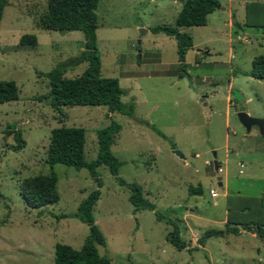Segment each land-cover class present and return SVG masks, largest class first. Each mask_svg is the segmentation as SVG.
Instances as JSON below:
<instances>
[{
    "label": "rangeland",
    "instance_id": "374dc122",
    "mask_svg": "<svg viewBox=\"0 0 264 264\" xmlns=\"http://www.w3.org/2000/svg\"><path fill=\"white\" fill-rule=\"evenodd\" d=\"M182 4L100 0L102 74L119 79L123 101L135 103L133 117L110 114L104 105L66 106V116L59 117L46 74L84 50V32L41 27L47 0H10L5 7L0 80L16 81L20 97L0 103V264H55L57 242L81 248L89 225L72 215L95 189L101 195L93 214L107 240L98 248L112 264H264V241L242 228L264 225V135L257 125L247 131L237 114L244 110L264 118V79L246 74L264 55V0H221L206 25L181 28L193 38L184 63L176 38L152 31L175 25ZM24 34L36 35L38 44L20 45ZM86 67V62L67 66L65 76H79ZM112 120L122 126L112 151L124 162L119 177L126 184L107 165L98 167L99 187L87 168L47 163L53 128L84 127L90 161L98 155L97 130ZM12 125L26 140L22 149L14 148ZM52 171L59 177L60 200L29 207L25 182ZM134 182L155 210H137L131 203ZM191 186H202L203 193L192 194ZM171 220H180L187 248L168 240ZM228 220L238 223L240 233L199 243L206 230L224 228Z\"/></svg>",
    "mask_w": 264,
    "mask_h": 264
},
{
    "label": "trees",
    "instance_id": "16d2710c",
    "mask_svg": "<svg viewBox=\"0 0 264 264\" xmlns=\"http://www.w3.org/2000/svg\"><path fill=\"white\" fill-rule=\"evenodd\" d=\"M10 0H0V22L3 18L5 7ZM100 0H47V11L39 19L41 27L61 32L81 30L85 35V48L78 55L71 57L62 64L48 72L46 76L50 85V104L59 117L66 116L64 107L77 105H104L110 114L121 113L128 116L135 115V103H126L122 97L126 90L121 86L117 77H106L102 74V62L98 47L97 29L99 17L97 8ZM219 6L221 0H184L175 25H157L152 27L155 33L164 32L177 40L179 61L184 63L189 48L193 46L190 33L181 28L189 26H203L208 22V16ZM38 38L34 34H24L20 45L35 46ZM87 63L84 72L74 78L65 76L64 68ZM246 74L255 78L264 79V55L253 60V68ZM20 88L14 80H0V103L18 100ZM15 133L16 150L26 146L22 132L12 125ZM121 124L115 120L97 130L98 155L93 160L86 159V134L84 127L59 126L51 131L50 144L47 150V163L52 166L56 163L65 164L76 169L87 168L95 177L99 187L102 185L98 167L107 165L112 174L118 177L121 183L125 180L119 177L123 161L112 151L116 134L121 131ZM157 132L166 137L159 129ZM175 148V146H174ZM59 177L55 171L48 174H39L28 179L23 188L25 202L31 208H41L60 200L58 191ZM131 191L130 201L137 210H155L156 204L144 195L141 185L129 184ZM192 194L203 193L202 186L190 187ZM101 195L100 189L93 190L79 205L78 210L72 215L89 225V233L81 248L57 242L55 244V264H112V260L100 253L98 245L106 246V237L96 223L93 214L94 206ZM170 212H175L170 209ZM159 219L164 215L157 211ZM173 226L168 233V240L182 250L187 248L185 239L182 238L180 220L168 221ZM243 229L256 233L264 241V225L250 223L244 224ZM241 229L238 223L227 221L224 228L208 229L199 238V243L205 246L211 237H225L238 234Z\"/></svg>",
    "mask_w": 264,
    "mask_h": 264
},
{
    "label": "water",
    "instance_id": "95a60500",
    "mask_svg": "<svg viewBox=\"0 0 264 264\" xmlns=\"http://www.w3.org/2000/svg\"><path fill=\"white\" fill-rule=\"evenodd\" d=\"M180 1L184 2V0H180ZM140 42L141 41L139 40V44H140ZM206 97L207 96H203L201 98V101L203 102V105L205 106L207 114H210L211 107L208 106V102L206 101ZM237 114H238V117H239L240 121L242 122V124L246 127L247 131H250L254 125H257V126H259L261 133L264 135V118L253 117L248 112H246L244 110L238 111ZM174 153L180 157H184V154L178 149H175ZM214 154L216 155V152ZM214 163H215L216 169L217 170L220 169V165H219L218 161L215 160ZM220 185H222V182H220Z\"/></svg>",
    "mask_w": 264,
    "mask_h": 264
},
{
    "label": "built area",
    "instance_id": "2783aa9c",
    "mask_svg": "<svg viewBox=\"0 0 264 264\" xmlns=\"http://www.w3.org/2000/svg\"><path fill=\"white\" fill-rule=\"evenodd\" d=\"M210 194L213 198H217L219 196V193L214 188L210 189Z\"/></svg>",
    "mask_w": 264,
    "mask_h": 264
},
{
    "label": "crops",
    "instance_id": "0c3cea01",
    "mask_svg": "<svg viewBox=\"0 0 264 264\" xmlns=\"http://www.w3.org/2000/svg\"><path fill=\"white\" fill-rule=\"evenodd\" d=\"M256 234V233H255Z\"/></svg>",
    "mask_w": 264,
    "mask_h": 264
}]
</instances>
